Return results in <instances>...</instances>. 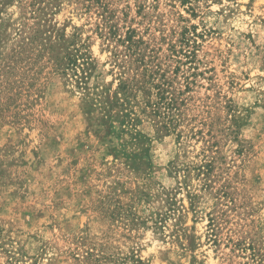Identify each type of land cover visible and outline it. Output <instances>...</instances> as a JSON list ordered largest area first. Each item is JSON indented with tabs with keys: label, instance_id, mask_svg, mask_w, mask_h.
<instances>
[{
	"label": "rangeland",
	"instance_id": "rangeland-1",
	"mask_svg": "<svg viewBox=\"0 0 264 264\" xmlns=\"http://www.w3.org/2000/svg\"><path fill=\"white\" fill-rule=\"evenodd\" d=\"M257 263L264 0H0V264Z\"/></svg>",
	"mask_w": 264,
	"mask_h": 264
},
{
	"label": "trees",
	"instance_id": "trees-1",
	"mask_svg": "<svg viewBox=\"0 0 264 264\" xmlns=\"http://www.w3.org/2000/svg\"><path fill=\"white\" fill-rule=\"evenodd\" d=\"M167 105H170V104H167ZM158 110H159V108H157V107L155 106V110H153V112L156 113ZM210 232H211V234H210V237H211V236H212V233L214 234V230H212V229L210 228ZM213 242H215V241H213ZM235 246H236V245H235ZM241 250L246 251L247 249H246V248H242ZM251 261H252V263L257 262V257H255V254H254V253H252V255H251ZM257 264H258V263H257Z\"/></svg>",
	"mask_w": 264,
	"mask_h": 264
}]
</instances>
